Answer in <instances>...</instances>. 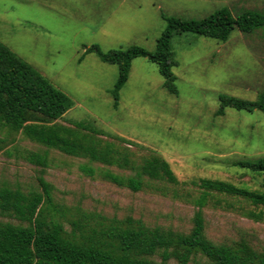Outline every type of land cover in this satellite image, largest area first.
Listing matches in <instances>:
<instances>
[{
  "label": "rangeland",
  "instance_id": "obj_1",
  "mask_svg": "<svg viewBox=\"0 0 264 264\" xmlns=\"http://www.w3.org/2000/svg\"><path fill=\"white\" fill-rule=\"evenodd\" d=\"M222 8L234 17L246 11L264 13V0H0V42L71 102L56 123L76 132H96L104 144L112 143L130 157L129 165L123 156L105 164L0 124V190L12 192L15 199L23 196L20 205L33 194L42 196L32 220L21 216L14 198L0 200V231L9 236L0 239V259L22 253L24 243L21 238L11 242L12 234L30 230L43 208L45 220H56L68 234L75 221L89 230L98 222L132 219L184 236L192 232L201 210L211 241L244 240L258 251L264 249V222L246 214L263 207L220 191H208L200 204L206 192L202 180L263 192L264 176L241 164L264 158V113L230 107L224 115L216 112L221 96L256 101L264 89V29L250 35L235 30L225 42L190 32L173 34L177 93L165 87L155 63L138 57L117 105L112 90L118 67L91 50L97 46L108 53L139 46L153 53L168 19L198 21ZM152 155L170 163L177 183L144 176L143 188L134 191L112 178L136 176ZM41 176L52 187L51 204L39 184ZM145 258L156 264H215L176 243L155 248Z\"/></svg>",
  "mask_w": 264,
  "mask_h": 264
},
{
  "label": "trees",
  "instance_id": "obj_2",
  "mask_svg": "<svg viewBox=\"0 0 264 264\" xmlns=\"http://www.w3.org/2000/svg\"><path fill=\"white\" fill-rule=\"evenodd\" d=\"M168 25L153 53L139 46H131L127 50H112L108 53L102 52L97 46L91 48L99 53L105 63L118 67L119 76L112 90L115 105L118 103L120 90L128 81L132 61L138 57L147 58L155 63L166 80L165 87L171 93H177L173 68L178 66V63L173 57L170 45L173 34L190 32L225 42L235 30L250 35L264 29V13L246 11L234 17L229 9L222 8L198 21L168 19ZM220 100L222 104L216 112L217 116L224 115L227 107L249 112L257 109L264 113V89L259 93L256 101L230 96H221ZM70 107L71 102L63 92L0 42L1 125L8 127L13 133L22 131L27 138L70 154L76 153L109 165L123 156L124 161L129 165V153L121 151L112 143L104 144L97 138L98 133L86 134L77 129L79 132L77 135L78 132L75 130L57 124L56 121L66 114ZM2 142L6 143L4 140ZM35 158L38 163L46 165L40 157ZM241 166L254 174L264 176V158L259 159L257 163H242ZM144 176L154 181L178 182L170 163L158 155L146 158L139 173L127 181L112 178L116 182L128 185L134 191H139L144 186L142 179ZM39 184L46 194V201L51 204V185L43 176L39 177ZM200 185L206 191L203 199H200V204L206 201L208 191H220L241 198L255 207L264 208V181L263 192L249 191L218 180H202ZM6 198L15 199V195L10 191L0 190V200ZM22 198L23 196L19 195L18 199H15V206L20 210L22 217L29 216L32 220L42 196L33 194L30 199H23L26 203L20 205L19 200ZM54 209L60 212L59 209ZM50 211L52 212L51 209ZM246 214L256 221L264 222V211L248 210ZM73 224L74 231L68 234L56 220H45L43 208L38 212V217L31 224L30 230L12 234L11 242L21 238L24 243L22 253L9 259L1 258L0 264H156L147 260L145 256L167 243H176L178 247L201 252L215 264H264V249L258 251L244 240L233 244H217L208 239L205 235L201 210L196 212L193 230L187 236L171 231L164 232L161 228L149 229L143 222L132 219L120 224L98 222L96 228L89 230L87 225H82L80 222L75 221ZM81 226L86 230L83 231ZM2 232L8 233L6 230H1L0 239L9 237L1 235Z\"/></svg>",
  "mask_w": 264,
  "mask_h": 264
}]
</instances>
